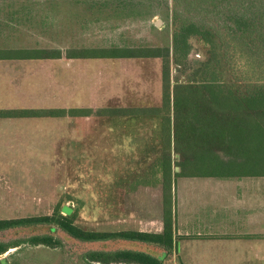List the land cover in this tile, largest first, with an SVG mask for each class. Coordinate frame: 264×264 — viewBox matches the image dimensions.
Returning <instances> with one entry per match:
<instances>
[{
  "label": "rangeland",
  "instance_id": "374dc122",
  "mask_svg": "<svg viewBox=\"0 0 264 264\" xmlns=\"http://www.w3.org/2000/svg\"><path fill=\"white\" fill-rule=\"evenodd\" d=\"M43 1L18 13H26L30 22L11 23L0 32V48L33 55L60 51L63 57L33 58L27 71L18 61H0V112L43 113L1 127L0 218L51 214L64 204L75 207L74 223L86 229L161 230L164 216L172 217L176 176L200 173L203 165L215 163L212 157L203 161L177 153L173 136L178 115L172 91L178 83L199 80L196 71L210 56L208 44L189 36L178 49L180 56H174L172 0ZM8 11L3 8L1 15ZM184 15L206 18L197 12ZM205 22L213 29L219 23L213 18ZM146 49L157 56H127ZM104 50L119 56L69 57ZM221 66L215 61L211 66L224 70L219 79L234 80ZM168 89L166 105L162 94ZM62 108L88 111L46 115ZM250 118L264 123L262 115L251 113ZM216 154L228 161L223 151ZM35 232L41 230L1 231L0 241ZM53 233L63 247L22 242L0 259L8 264H85L79 259L84 251L119 247L117 242H81L58 229Z\"/></svg>",
  "mask_w": 264,
  "mask_h": 264
},
{
  "label": "trees",
  "instance_id": "16d2710c",
  "mask_svg": "<svg viewBox=\"0 0 264 264\" xmlns=\"http://www.w3.org/2000/svg\"><path fill=\"white\" fill-rule=\"evenodd\" d=\"M206 2L212 8L201 5ZM184 12L201 13L206 18L196 21L184 15ZM211 18L219 22L215 29L205 22ZM172 19V49L176 58L180 56L178 49L181 43H186V38L192 35L199 36L210 50L208 60L196 71L199 80L178 83L172 91L173 111L175 117L178 115L173 133L175 151L186 157L190 155L202 158L203 161L213 158L215 163L203 165L204 171L193 175L233 176L264 172V123L248 119L251 113L264 117V0H172ZM147 50L127 56H157ZM44 53H27L26 56H61L60 51L46 53L44 50ZM117 56L119 55L116 53L108 54L107 50L93 55H69L76 58ZM213 61L230 70L235 75L232 77L234 80L219 79V71L224 70L211 68ZM252 73L255 77H250ZM170 96L169 89L163 91V104L167 105ZM59 110L44 113L64 116L75 115V110L88 111L84 108ZM237 113H241V117ZM42 114L0 112V116ZM216 151H223L228 161H220ZM74 219L75 207L64 204L55 207L51 214L0 218V232L18 228L41 230L22 239L0 241V254L22 242L53 248L63 247L62 239L53 233L58 229L81 242L119 244L114 249L84 251L79 259L85 264H183L176 254L171 213L164 216L160 232L133 229L92 230L78 226ZM0 264H8L7 259H0Z\"/></svg>",
  "mask_w": 264,
  "mask_h": 264
},
{
  "label": "crops",
  "instance_id": "0c3cea01",
  "mask_svg": "<svg viewBox=\"0 0 264 264\" xmlns=\"http://www.w3.org/2000/svg\"><path fill=\"white\" fill-rule=\"evenodd\" d=\"M34 2L44 1L0 0V32L8 24L30 22L26 13H18L22 8L32 7ZM3 8L10 11L2 16ZM21 51L0 48V61H18L26 70L30 68L26 63L34 59ZM60 59L63 57L49 60ZM34 118L0 116V130L2 125L16 120ZM172 220L176 254L183 264H264V172L176 176L172 187Z\"/></svg>",
  "mask_w": 264,
  "mask_h": 264
}]
</instances>
